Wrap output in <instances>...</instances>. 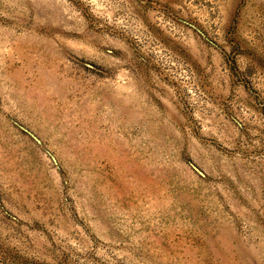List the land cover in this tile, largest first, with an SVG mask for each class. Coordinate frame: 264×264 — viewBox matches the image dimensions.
Here are the masks:
<instances>
[{
	"label": "rangeland",
	"instance_id": "obj_1",
	"mask_svg": "<svg viewBox=\"0 0 264 264\" xmlns=\"http://www.w3.org/2000/svg\"><path fill=\"white\" fill-rule=\"evenodd\" d=\"M0 264H264V0H0Z\"/></svg>",
	"mask_w": 264,
	"mask_h": 264
}]
</instances>
